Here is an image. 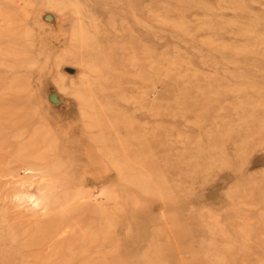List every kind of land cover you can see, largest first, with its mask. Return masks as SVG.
I'll return each instance as SVG.
<instances>
[{"label":"rangeland","instance_id":"374dc122","mask_svg":"<svg viewBox=\"0 0 264 264\" xmlns=\"http://www.w3.org/2000/svg\"><path fill=\"white\" fill-rule=\"evenodd\" d=\"M0 264H264V0H0Z\"/></svg>","mask_w":264,"mask_h":264}]
</instances>
